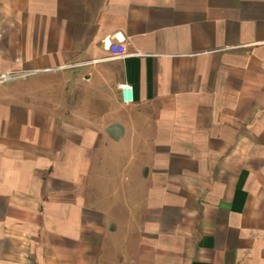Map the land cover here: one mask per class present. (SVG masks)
Wrapping results in <instances>:
<instances>
[{
    "label": "crops",
    "instance_id": "1",
    "mask_svg": "<svg viewBox=\"0 0 264 264\" xmlns=\"http://www.w3.org/2000/svg\"><path fill=\"white\" fill-rule=\"evenodd\" d=\"M2 75L0 264H264V0H0Z\"/></svg>",
    "mask_w": 264,
    "mask_h": 264
},
{
    "label": "built area",
    "instance_id": "2",
    "mask_svg": "<svg viewBox=\"0 0 264 264\" xmlns=\"http://www.w3.org/2000/svg\"><path fill=\"white\" fill-rule=\"evenodd\" d=\"M108 49L114 53L118 57H122L126 55L127 53V47L125 45L116 43V44H110ZM17 75H2L0 76V85L9 83L11 81H14L17 79ZM120 89L122 91V100L125 104H129L133 102V89L131 86L127 84H122L120 86Z\"/></svg>",
    "mask_w": 264,
    "mask_h": 264
},
{
    "label": "water",
    "instance_id": "3",
    "mask_svg": "<svg viewBox=\"0 0 264 264\" xmlns=\"http://www.w3.org/2000/svg\"><path fill=\"white\" fill-rule=\"evenodd\" d=\"M123 129L119 125H112L108 129V133L115 139L119 140L120 137L122 136Z\"/></svg>",
    "mask_w": 264,
    "mask_h": 264
},
{
    "label": "rangeland",
    "instance_id": "4",
    "mask_svg": "<svg viewBox=\"0 0 264 264\" xmlns=\"http://www.w3.org/2000/svg\"><path fill=\"white\" fill-rule=\"evenodd\" d=\"M119 161L121 162V159ZM101 204L106 205V203H101Z\"/></svg>",
    "mask_w": 264,
    "mask_h": 264
}]
</instances>
